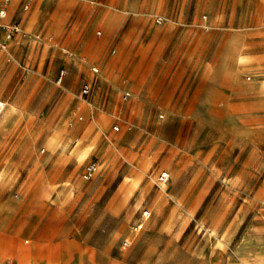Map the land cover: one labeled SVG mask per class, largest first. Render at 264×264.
Instances as JSON below:
<instances>
[{"label": "rangeland", "instance_id": "rangeland-1", "mask_svg": "<svg viewBox=\"0 0 264 264\" xmlns=\"http://www.w3.org/2000/svg\"><path fill=\"white\" fill-rule=\"evenodd\" d=\"M7 21L0 264H264V0H12Z\"/></svg>", "mask_w": 264, "mask_h": 264}, {"label": "built area", "instance_id": "built-area-1", "mask_svg": "<svg viewBox=\"0 0 264 264\" xmlns=\"http://www.w3.org/2000/svg\"><path fill=\"white\" fill-rule=\"evenodd\" d=\"M9 2L10 0H0V46L3 48L7 47L9 41L13 38L15 33H18L20 31L18 23H5L4 22V19L7 15V9H8ZM25 6L26 7L28 6V2H26ZM162 21H163V16L158 15L156 17V22L162 23ZM98 34H101V31H98ZM92 70L94 72H98L99 67L96 65H93ZM65 76H66V70L62 68L58 72L57 82L61 83L64 80ZM92 91H93V84L92 82L87 81L82 84L81 89H80V95L86 98L91 95ZM130 96H131L130 91L124 92V98L127 99ZM114 129L118 130L119 125H115ZM98 169H99V163L97 161L95 160L89 161L88 163H86L84 170L82 172L83 178L85 180L92 179L95 173L98 171ZM158 179L161 182H166L169 179V172L167 170L161 171ZM150 214H151L150 210L144 209L143 211L144 217H149ZM142 227H143V223L142 222L138 223V228L141 229ZM130 244H131L130 240L128 239L124 240L121 246V249L124 251L127 250Z\"/></svg>", "mask_w": 264, "mask_h": 264}, {"label": "crops", "instance_id": "crops-1", "mask_svg": "<svg viewBox=\"0 0 264 264\" xmlns=\"http://www.w3.org/2000/svg\"><path fill=\"white\" fill-rule=\"evenodd\" d=\"M13 1H15V0H13ZM94 9H96V5L94 6ZM138 33H139V35L142 36L144 31L141 30L140 32H138V30H136L135 28H132V29H130V31L126 32L125 36H129V41L131 43H134L137 41V39L135 40V38L138 36ZM156 33H157V29H155V30L148 29L146 35H144L140 39L141 44L149 46L151 43H156L157 38H158V37H156ZM160 44H162V40H160ZM175 44H176L175 46H178V47H180L181 45L184 44L182 35H179L177 37Z\"/></svg>", "mask_w": 264, "mask_h": 264}, {"label": "bare ground", "instance_id": "bare-ground-1", "mask_svg": "<svg viewBox=\"0 0 264 264\" xmlns=\"http://www.w3.org/2000/svg\"><path fill=\"white\" fill-rule=\"evenodd\" d=\"M11 1H12V0H10V2H9V4H8L7 15H6L5 19H4V22H5V23L8 22V21H7V18H8V10H9V5H10ZM26 9H27V8H26ZM19 28H20V26H19ZM20 29H21V28H20ZM92 146H93V145L90 144V145H88V146H86V147L81 148L80 151L78 152V158H79V159H84V158L88 155V153H89V151L91 150Z\"/></svg>", "mask_w": 264, "mask_h": 264}]
</instances>
